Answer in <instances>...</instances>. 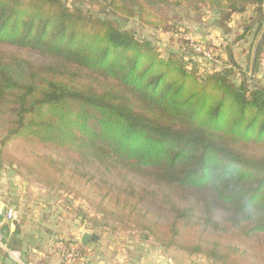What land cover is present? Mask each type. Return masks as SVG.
<instances>
[{"label":"trees","instance_id":"1","mask_svg":"<svg viewBox=\"0 0 264 264\" xmlns=\"http://www.w3.org/2000/svg\"><path fill=\"white\" fill-rule=\"evenodd\" d=\"M248 7L252 74L231 52L202 73L124 24L176 35L210 12L228 31ZM263 51L264 0H0V160L164 250L264 264Z\"/></svg>","mask_w":264,"mask_h":264},{"label":"crops","instance_id":"2","mask_svg":"<svg viewBox=\"0 0 264 264\" xmlns=\"http://www.w3.org/2000/svg\"><path fill=\"white\" fill-rule=\"evenodd\" d=\"M251 12L252 7H248L243 14H234L231 20L226 23V27L231 30L233 22L235 21L240 25L243 20L249 17ZM189 22L191 25H196L192 32L197 35V38L200 37L202 42L207 43L212 48L215 57L217 56L216 60H219L222 57L221 53H224L225 58H220L222 59L220 62L221 64L223 63V67L225 62H227L228 52H231L233 55L235 50L247 43L243 51L242 62L245 66L250 64L249 71L251 74L253 73L255 47L252 45V34L250 41L248 40V35L240 38L236 43L233 40H228L229 35L224 34L218 24L217 18L210 12H206V15L202 17L200 22L191 20ZM198 25H200V28L197 27ZM238 31L240 35L243 32L241 28ZM225 42H228V45L223 46ZM197 62L206 63L205 68H202L203 72L210 71L208 70V65L217 63L206 60L201 61L200 59ZM213 70L217 69L214 68ZM254 80L264 82V70L260 66L255 71ZM1 183L3 181L0 180V185ZM11 188L12 186H10ZM8 193L10 194V192ZM45 198L24 201L23 198L19 197V201H15L7 196L6 189L3 190L0 187V232L2 234L0 240V264H63L61 254L56 245L57 243L53 240V232L48 228L53 211L56 213L57 209L60 208V204L58 200L55 201V198ZM17 202L23 203V207H18ZM8 208H12L16 212L17 220L13 223L5 217V211ZM53 208L54 210H51ZM53 225L58 227V223L56 222ZM85 231L87 230L78 233L77 229H73L71 235L80 242V237ZM121 243L114 239H91L86 245L88 251V255L86 256L87 263L184 264L182 261L176 260L172 255H165L164 249L162 251L152 241L144 240L134 244L132 242H127L126 244Z\"/></svg>","mask_w":264,"mask_h":264},{"label":"rangeland","instance_id":"3","mask_svg":"<svg viewBox=\"0 0 264 264\" xmlns=\"http://www.w3.org/2000/svg\"><path fill=\"white\" fill-rule=\"evenodd\" d=\"M245 23L246 21L243 20L239 25V23L235 21L233 22V27L231 30L226 31L222 29V31L225 35H229L228 40H233L234 43H236L239 40L237 38L240 36L238 30L240 28L243 30ZM124 24L131 28L139 37L152 40L153 43H155V45L158 46L161 52L165 55L169 52L182 55L183 57L191 54L192 50L190 48L192 47L189 44H185V42L182 40L183 38H181L179 34L172 35L170 33L147 29L139 25L136 20H129L124 22ZM194 27H196V25H191L188 20H183L179 30L180 32L185 31L187 34H192V37H195L196 40H201L200 37L197 38V35L192 32ZM197 27L200 28V25ZM247 35L249 38L248 40L250 41L251 33H248ZM224 45H228V42L223 43V46ZM246 46L247 43L243 44V46H240L239 49L234 51L233 55L234 59L240 66L243 64L241 66L242 68L249 69L250 64L245 66L242 62L243 51L245 50ZM210 49L212 50L211 47ZM221 55L222 57L220 58L224 59V53H221ZM220 58L216 61L217 63L208 65V70L211 71L214 68L217 70L221 69L223 67V63L221 64L220 61L222 59ZM205 66V62L198 63L196 61V68L200 70V72L203 73L202 68H205ZM9 160L10 157L7 154L3 155L2 160H0V180L3 181L0 187L3 190L6 189L7 196L11 200L19 201V197L23 198L24 201L30 199L35 200L36 198L41 200L45 197L52 199L55 198V201L58 200L60 208L57 209L56 213L53 211V215L51 216L50 222L48 224V228L53 232L54 242L57 243L61 237L67 241H77V239L71 235L73 229H77L78 233L83 230H87L90 231L91 234L97 239H114L120 243L122 242L123 244H126L127 242H132L134 244L136 242L144 241L142 240L143 238L141 233L132 225L116 222L110 218H103L92 205H90L81 197L75 196L72 193H67L63 190L47 188L40 180L37 179L36 176L30 174L23 165H18L16 162L9 163ZM10 183L12 184L10 185ZM10 186H12L11 189ZM8 192H10L12 195H10ZM16 204L18 207H23V203L21 202H17ZM51 210H54V208ZM53 222L58 223V227H55ZM148 241H151V239H148ZM161 250L163 251L162 248ZM164 252L166 253L165 255H172L176 258V260H180L184 264H211L203 258L188 257L185 253H176L172 249L164 250Z\"/></svg>","mask_w":264,"mask_h":264},{"label":"built area","instance_id":"4","mask_svg":"<svg viewBox=\"0 0 264 264\" xmlns=\"http://www.w3.org/2000/svg\"><path fill=\"white\" fill-rule=\"evenodd\" d=\"M180 37L186 40V42L192 47L193 51L201 57V59L211 62H216V57L209 45L201 40H196L195 37H192V34H187L185 31L179 33ZM259 66L264 70V51L261 54ZM5 217L12 223L17 220V215L14 209L8 208L5 211ZM2 234L0 232V240ZM57 248L61 254L63 264H74L76 260H79V255L77 252V243L70 244L69 248H66L65 244L62 241L57 242Z\"/></svg>","mask_w":264,"mask_h":264},{"label":"water","instance_id":"5","mask_svg":"<svg viewBox=\"0 0 264 264\" xmlns=\"http://www.w3.org/2000/svg\"><path fill=\"white\" fill-rule=\"evenodd\" d=\"M91 239L94 240V239H96V237L93 236L91 234V232L85 231V232L82 233V235L80 237V243L83 246H86Z\"/></svg>","mask_w":264,"mask_h":264}]
</instances>
